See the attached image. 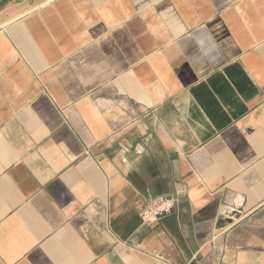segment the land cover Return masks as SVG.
<instances>
[{
  "label": "crops",
  "instance_id": "crops-1",
  "mask_svg": "<svg viewBox=\"0 0 264 264\" xmlns=\"http://www.w3.org/2000/svg\"><path fill=\"white\" fill-rule=\"evenodd\" d=\"M0 264H264V0H0Z\"/></svg>",
  "mask_w": 264,
  "mask_h": 264
},
{
  "label": "built area",
  "instance_id": "built-area-1",
  "mask_svg": "<svg viewBox=\"0 0 264 264\" xmlns=\"http://www.w3.org/2000/svg\"><path fill=\"white\" fill-rule=\"evenodd\" d=\"M178 204L179 199L177 198H162L142 210L141 219L147 225L155 224L164 216L173 213Z\"/></svg>",
  "mask_w": 264,
  "mask_h": 264
}]
</instances>
